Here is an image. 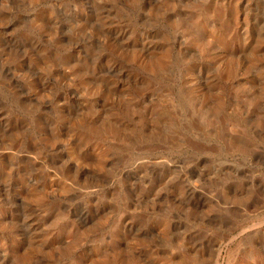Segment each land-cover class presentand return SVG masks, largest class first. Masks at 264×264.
<instances>
[{"label":"rangeland","instance_id":"1","mask_svg":"<svg viewBox=\"0 0 264 264\" xmlns=\"http://www.w3.org/2000/svg\"><path fill=\"white\" fill-rule=\"evenodd\" d=\"M0 264H264V0H0Z\"/></svg>","mask_w":264,"mask_h":264}]
</instances>
